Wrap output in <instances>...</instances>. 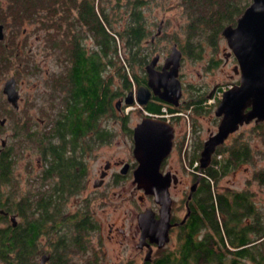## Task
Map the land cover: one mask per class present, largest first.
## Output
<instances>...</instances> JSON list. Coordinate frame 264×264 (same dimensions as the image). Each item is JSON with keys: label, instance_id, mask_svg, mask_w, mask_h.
Segmentation results:
<instances>
[{"label": "trees", "instance_id": "1", "mask_svg": "<svg viewBox=\"0 0 264 264\" xmlns=\"http://www.w3.org/2000/svg\"><path fill=\"white\" fill-rule=\"evenodd\" d=\"M126 1L123 19L114 24L108 18L109 11L103 7L97 10L94 0H0V23L10 32L0 39V79L19 58L14 40L17 33L25 30V22L36 23V29L43 32L45 47L60 67L58 74L45 75L51 81L40 101L48 102L49 108L40 106L38 110L51 121L46 133L38 130L30 114L21 120L23 109L11 108L0 90V115L12 123L8 149L0 153V264H36L42 226L58 224L65 202L77 191L72 184H77L81 175L77 170L79 148L88 141L87 132L94 129V134L102 136L97 130L99 121L105 114L117 117L113 99L133 83L139 86L146 81L145 64L150 53L146 48L153 41L146 40L150 30L145 23L143 1ZM250 1L179 0L187 19L182 52L200 58L205 46H209V61L216 65L222 29L235 24ZM59 6L61 12L57 14ZM85 35L92 37V47L83 42ZM120 50L122 56L118 54ZM134 63L140 74L133 70ZM27 68L38 70L33 63ZM114 76L119 78L118 85L113 82ZM153 98L143 109L160 114L163 103ZM206 100L205 91L194 93L182 109L203 113ZM119 118L128 119L125 114ZM105 135L110 139V129ZM14 138L17 147L31 144L37 153H41L42 144L46 145L42 151L46 165L38 172V179L28 181L25 192L19 191L11 174L14 154H10V146ZM201 144L194 143L190 165L199 159ZM250 148L240 139L217 147L210 164L200 170L203 176L190 201L189 222L177 238L178 251L166 252L153 263L264 264V209L256 207L246 191L213 190L219 178L250 158ZM216 154L221 158L217 159ZM256 180L264 184V170L257 173ZM83 227L86 230L85 223ZM69 231L67 222L66 235L61 237L69 240ZM48 237L55 239L50 234ZM79 239L77 248L82 245ZM67 245L55 244L54 252L63 251Z\"/></svg>", "mask_w": 264, "mask_h": 264}, {"label": "rangeland", "instance_id": "2", "mask_svg": "<svg viewBox=\"0 0 264 264\" xmlns=\"http://www.w3.org/2000/svg\"><path fill=\"white\" fill-rule=\"evenodd\" d=\"M142 1L145 23L150 30L146 39L147 41H150L151 34L156 33L159 21L162 19L163 22L160 34L156 35L154 41L146 48V50L150 52L148 53L149 56L147 60L158 52L160 54L159 63H162L165 56L168 55L173 42H176L180 48L181 43H184V25L187 19L183 13L179 0ZM125 2L127 1L94 0L97 10L103 7L104 10L106 9L109 11L108 18L114 24H116L118 20L121 22V19H123L125 15L123 5ZM60 12L61 6H59L57 14H60ZM60 22L62 23V21ZM22 27H24L25 30H21L17 33L14 40V44H16L17 47L15 55H18L19 58H16V63L9 66V70L0 79V90L2 92L4 80L13 75L20 92L19 108L23 109L21 120H23L25 115L31 114L32 119L39 123L37 117L41 118L42 116L39 114L38 109H40V106L48 109L49 104L48 102H41L37 96H34L32 99H29V96L33 95L32 92L35 90L43 96V93L49 89L47 85H49V81H51V78L45 75L52 74V76H54L58 74L60 72V67L54 61V55L50 54L45 47L43 32L40 31L39 28L36 29V23L25 22ZM4 34L5 36L10 34L9 27L5 25ZM146 40L144 39V44L147 43ZM83 42L87 47H92V37L85 35V37H83ZM220 48L217 54L219 61L216 65H212L209 61L211 50L209 46H205V52L200 58H191L185 52H182L183 56L179 68V77L183 86V94L180 98L184 99L182 102L183 106H185V101L194 95V93L201 91H205L207 94L209 92L212 93L207 97L205 111L203 113L194 114L189 108L187 110L181 109L180 111L182 114L179 115L180 119L178 125H182V130L184 129V136L186 137L185 144H188L190 147L186 155L184 153L185 166L182 169L180 155L177 152L169 157L168 165H174V168H178L183 183H189L193 180V175H195V173H197L196 175L200 174L195 168V166H199V161L195 160L191 165L189 163L192 155L190 151L194 149V143L196 144L197 142L200 144L210 133L216 132L217 130V120L214 111L218 101H216L214 94L217 90L225 89L236 83L239 79V73L233 71V66L237 62L236 58L230 56L225 60L223 56V52L229 49L224 38L221 40ZM122 50L118 53L121 56L123 55ZM32 63L38 66V70H33V68L30 70L27 68L30 67ZM26 70L29 72L35 71L38 74H27L25 73ZM133 70L137 74L141 73L136 63L133 64ZM106 74L109 75V70ZM113 82L115 85H118L119 78L114 76ZM135 86H137V84L133 83L130 88L124 89L121 94L113 99V103H116L118 98L124 96L129 89L135 90ZM0 112H2V110H0ZM144 112L146 111L143 109L141 110L137 102L134 101L132 105H125V103H123L121 110L117 113V117L108 116L107 114L103 117V120H105L104 124L112 130L114 134L109 144L95 146L92 151L86 155L87 169L89 170L91 178L94 174L97 176V169L103 164L105 157L112 155L113 152H117L119 155H122L123 152H127L124 139L119 136L121 135L120 131H118L119 115H127L129 123L135 124L141 120L144 116ZM1 118H3L2 115H0V119ZM168 118L172 119L171 116ZM11 129L12 123L6 119L4 124L0 125V143L1 140L5 139L8 144H10L9 137H11ZM262 130H264V127L257 128L253 124H246L224 142V145L232 144L238 139L247 142L251 147V156L233 171L219 178L217 184L213 186V190L215 193H217V191L223 192L227 190L246 191L250 194V198L254 205L264 209V184L262 185L256 180L257 173L259 174L260 171L264 170V131ZM12 140L10 149L14 151H12V154H14L12 158L14 166L11 174L13 180L20 189L19 191L25 192L29 188L28 181L32 179V181H35L38 179V172L43 167L41 166L40 153H37L36 149L31 144H22L17 147L16 143L18 142H15V138ZM5 149H8V146H5ZM82 157L84 159V155H82ZM216 158L220 159L221 154H216ZM119 192L120 191H115V195H112V191L109 190L110 197L106 198L107 202H105L99 199V195H95L98 194L97 192L91 196L93 198L89 201L87 200L88 196H86L88 191L77 190L76 193L70 196L65 202L63 213L69 215L74 209L84 208V206L89 203V209H91L90 211L94 214L97 221L110 222L116 220L117 224L124 222L126 225V222L129 221L128 216L131 220L132 213H130L129 210L124 212V210L128 208V205L136 209L137 199L135 195L134 200L130 203L128 202V205L125 200L117 202L116 205L118 206L109 205L108 203L114 204L112 200L119 199L117 196ZM129 193L130 192L126 191L123 192L126 196ZM177 195L178 198L181 197L180 192H178ZM95 198L99 201H95ZM133 224L135 225L134 222ZM98 231L92 230L88 236L90 246H92V259L95 260L96 264L98 262L99 264H128L129 258L142 261L143 253H140L134 246L136 240L132 241V239L127 236L125 240H123V244L118 245L116 241V239H118L117 237L114 241H108L105 237L106 230L104 229L100 235ZM167 248H177V239L175 237L168 243ZM36 264H38V262Z\"/></svg>", "mask_w": 264, "mask_h": 264}, {"label": "flooded vegetation", "instance_id": "3", "mask_svg": "<svg viewBox=\"0 0 264 264\" xmlns=\"http://www.w3.org/2000/svg\"><path fill=\"white\" fill-rule=\"evenodd\" d=\"M161 22V27H162V19L159 21ZM4 25V24H3ZM160 27V29H161ZM158 28V26H157ZM4 29V28H3ZM157 30V29H156ZM161 31V30H160ZM155 35H158L154 33ZM154 34H151V41H154V38L156 37ZM153 36V38H152ZM176 42H173V44ZM177 44V43H176ZM178 46V44H177ZM179 47V46H178ZM181 50V58H180V64L179 68L181 65V60H182V49L179 47ZM225 49V48H224ZM221 50V49H220ZM230 49L225 50L223 52V56L225 60H227L230 56L234 55L232 53L228 54ZM158 53V52H156ZM155 53V54H156ZM159 54V53H158ZM166 57V56H165ZM160 58V54H159ZM235 58V57H234ZM165 59V58H164ZM164 62V60H163ZM162 63H159V59L155 65L157 69H160L162 66ZM236 64V63H235ZM179 68H178V77H179ZM233 71H234V66H233ZM235 72V71H234ZM27 74H38L37 72H32V71H27ZM236 73V72H235ZM46 74V73H45ZM145 77H146V82H147V74L145 71ZM44 78V76H43ZM180 79V77H179ZM16 80V79H15ZM181 81V80H180ZM238 82V81H237ZM236 82V83H237ZM140 84V85H142ZM235 84V83H234ZM232 84V85H234ZM232 85L228 86L231 87ZM182 86V82H181ZM138 87L135 86L134 92V98H135V91L136 88ZM227 87V88H228ZM16 88H17V83H16ZM225 88V89H227ZM18 89V88H17ZM35 89V88H34ZM33 89V90H34ZM132 90V89H129ZM128 90V91H129ZM224 89H219L216 91L214 94V97H216V101L219 102L221 93ZM19 92V89H18ZM33 95L29 96V99L34 98V96H37L39 100H41L42 94L37 93V91L32 92ZM183 94V86H182V93L180 98L182 97ZM212 93H206L207 97H209ZM125 96V95H124ZM124 96H121L118 98L120 101L119 103V108H116V112L118 113L121 110V106H123V98ZM153 97H157L156 95L153 94L151 90V98L149 101L154 99ZM158 98V97H157ZM178 101L177 106H172L168 105V103L164 102L163 100L159 99L156 100L157 102H162L163 106L161 107V113L156 114L159 115L160 118L168 121V123L173 127V137H172V145H171V150L169 154L161 161L159 165V171L162 174H167L168 173V178H169V185H168V192H169V197H170V206H169V215H168V222L166 223V226H168V237L169 241L165 243L162 247H158L156 243H151L148 237H145L144 240H140L141 238V228H140V223H139V218H141V214L144 212H148L149 214L151 213V217L154 221H157L160 219V209H162L161 205L155 201L154 195L151 194H146L142 188H138L137 184L134 183L133 181V173L135 169L138 166V161L136 160L134 156V128L136 125L141 121L135 123V124H130L128 119L123 120L120 119L118 120V131H120L119 136L123 137L124 142L127 146V152H123L122 155H119L117 152H113L112 155L105 157L103 160V164L99 166L97 169V176L94 174L92 178L90 177L89 170L87 169V162H86V155L90 151H92L93 147L98 146V145H107L111 142L112 136H113V131H111L110 139H108L105 135V133L108 131V127L104 124L105 120L103 118L99 121L98 123V128L97 130L103 133L102 136L97 135L98 133L94 134V129H91L90 131L87 132L86 137L88 138V141H84V144L80 146L79 148V156L81 157L79 160V167L77 168L78 171H80L79 179L77 184H72V188L76 190H81V191H88L86 194L87 200L90 201L93 197H91L93 194L96 192L100 196V200L107 202L106 198L110 197L109 196V190L112 191V195H115V191H120L117 196L119 197L118 200H112L114 204L112 205L111 203H108L111 206H118L116 205L117 202L120 200H125L126 204L128 205V202H132L134 200V196L136 195L137 199V206L136 209L133 208V206L128 205V208L124 210V212H127L129 210L132 216L131 220L128 216L129 221L126 222V225L124 222L121 224H117L116 220L110 221V222H99L95 219L94 214L91 213V209H89V203L84 206L85 209L83 208H76L74 209L73 212H70L69 215L67 214H62L61 217L57 218L59 223H53V224H48V225H43L42 230L39 233V240H38V257L36 259V263L41 264L42 258L44 257V264H96L95 260L92 259V246H90V241H89V233L92 232V230H96L99 232V235L106 230V239L108 241H114L116 239L117 244L121 245L123 244V240L127 236H129L132 241L136 240L135 243V248L140 252L143 253L142 261H136L135 258H129L128 264H155L153 263L157 259H162L166 252H175L178 251L179 248H174V249H169L167 248L168 243L175 237L176 239L178 236L182 233L183 227L187 225L189 222V216L192 213L191 206H190V201L193 200V196L195 193L198 191V186L200 184L201 177L203 174L200 172V169H196L197 172L200 174L193 175V180H191L189 183L185 182L183 183L182 177L180 175V171L178 168H174V165H168V159L169 157L174 154V153H179L180 155V162H181V169L185 166V155L187 153V150L189 149V145L185 144V139L186 137L184 136V129L182 130V125L179 124V115L182 113L180 112L183 104L182 102L184 99H180ZM19 99H20V92H19ZM28 101V100H27ZM8 102V101H7ZM148 102L146 103L145 106L148 105ZM217 102V105H218ZM33 103V102H32ZM9 106L12 108V104L8 102ZM49 104V103H48ZM116 105V103H115ZM126 105V103H125ZM139 107L141 110L145 107ZM217 107V106H216ZM19 109V107L17 108ZM31 109V108H30ZM163 109L165 112L168 113V117H172V119L166 117L163 115ZM8 110L11 111V109L8 107ZM144 110V109H143ZM248 109H246L247 111ZM146 114H151L148 112H144V115ZM31 115V114H30ZM153 115V114H151ZM150 115V116H151ZM215 115V114H214ZM106 116V114L104 115ZM32 117V116H31ZM144 117V116H143ZM142 117V118H143ZM141 118V119H142ZM217 120V127L219 125V122L221 120V116H215ZM5 118H1L0 121ZM39 123L35 122L38 125V130L42 132H47L50 127H51V121L49 119H46L44 115L40 118L37 117ZM33 120V119H32ZM6 121V119H5ZM4 121V122H5ZM4 124V123H3ZM0 124V125H3ZM246 124H253L257 128H261L264 126V121H256V119H252L248 123L243 122L241 125H239L238 129L228 135V137L224 140V142L231 137L234 133H236L243 125ZM217 131V130H216ZM215 133V132H213ZM212 133L209 134V136ZM208 136V137H209ZM207 137V138H208ZM206 138V139H207ZM236 138V137H235ZM205 139V140H206ZM202 141L200 151L202 150L203 147V142ZM7 141L1 140L0 143V153L4 151L5 146H7ZM223 142V144H224ZM222 144V145H223ZM46 145H41V153L39 154L41 158V166H43L40 170H42L45 165V159L44 155L42 154V151L45 149ZM221 146V145H220ZM219 147V146H218ZM192 148V146H191ZM217 149V147H216ZM215 149V150H216ZM7 150V149H6ZM199 151V153H200ZM215 152V151H214ZM81 153V154H80ZM185 153V155H184ZM190 153L193 155L195 153V149H192ZM12 154V151L11 153ZM214 154V153H213ZM84 155V159L82 157ZM213 156V155H212ZM184 184V186H183ZM191 188H193L191 190ZM130 192L127 196L123 194V192ZM122 192V193H121ZM180 192L181 197L178 198L177 193ZM85 196V197H86ZM95 201H99L97 198H95ZM87 202V201H85ZM94 218V219H93ZM95 220V221H94ZM152 220V221H153ZM61 222V223H60ZM67 222L69 223L70 231H69V240L63 236L61 237L62 234L66 235L65 231L67 228ZM135 223V225L133 224ZM83 223H85V228L83 230ZM158 223V222H157ZM78 228L80 231L78 232ZM52 229V230H51ZM84 231V232H82ZM48 234H50L51 237H54V240H51L48 237ZM59 235V237H58ZM120 237V238H119ZM80 238L81 240V248L76 247V242L77 239ZM69 242V244H68ZM60 243H63L64 246L65 244L67 245L68 248H65L61 252H54L55 249L54 245H58ZM149 253L148 259L145 260L146 254ZM78 258V259H77ZM99 264V262L97 263Z\"/></svg>", "mask_w": 264, "mask_h": 264}, {"label": "water", "instance_id": "4", "mask_svg": "<svg viewBox=\"0 0 264 264\" xmlns=\"http://www.w3.org/2000/svg\"><path fill=\"white\" fill-rule=\"evenodd\" d=\"M161 22L156 34L160 33ZM4 25L0 23V39L4 37ZM232 53L236 58L234 71L239 73L238 82L224 89L214 111L215 116H221L217 131L204 142L199 153V169H205L211 161L216 147L223 144L228 135L236 131L243 122L252 119L264 121V0H251L235 24L224 26L221 31ZM153 38V36H152ZM181 50L174 43L160 69L155 67L159 54H154L145 64L147 74L146 85L129 90L123 101L132 105L134 101L139 107L145 106L151 98V90L159 99L168 105L177 106L182 93L181 81L178 77ZM2 92L12 107H19V92L13 75L6 78ZM120 101H116L119 108ZM246 109H248L246 111ZM5 119L0 121L3 124ZM173 127L160 116L144 117L134 128V156L138 166L133 173V181L146 194L154 195L155 201L162 207L160 219L154 221L151 213L144 212L139 218L141 238L148 237L151 243L162 247L169 241L168 222L170 197L168 192V173L159 171L161 161L169 154L172 145ZM193 188H191L192 190ZM15 225V218H10ZM153 220V221H152ZM158 222V223H157ZM146 254L145 260L148 259ZM41 264H44V257Z\"/></svg>", "mask_w": 264, "mask_h": 264}, {"label": "built area", "instance_id": "5", "mask_svg": "<svg viewBox=\"0 0 264 264\" xmlns=\"http://www.w3.org/2000/svg\"><path fill=\"white\" fill-rule=\"evenodd\" d=\"M166 113H167V112H165V110L163 109V115L167 117L168 114H166ZM149 115H151V114H149ZM151 116H156V117H157V116H159V115L153 114V115H151Z\"/></svg>", "mask_w": 264, "mask_h": 264}]
</instances>
